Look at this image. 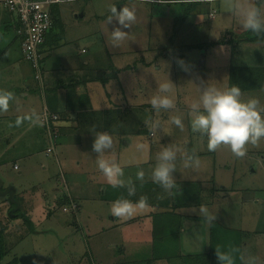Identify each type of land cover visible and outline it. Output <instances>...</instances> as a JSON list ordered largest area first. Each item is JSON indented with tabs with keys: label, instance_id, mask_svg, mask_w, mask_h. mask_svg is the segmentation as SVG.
<instances>
[{
	"label": "rangeland",
	"instance_id": "obj_1",
	"mask_svg": "<svg viewBox=\"0 0 264 264\" xmlns=\"http://www.w3.org/2000/svg\"><path fill=\"white\" fill-rule=\"evenodd\" d=\"M257 2L264 5V0H257ZM131 5L128 3L127 6H134L138 20L131 29H123L129 31V38L125 44L120 46H125V49L128 50L136 45L137 51L140 46L143 49V54L135 60V67L138 72L133 75L132 72L126 71L130 83L129 85L127 82V87L135 95V100L128 98L122 100V97L120 98L119 102L125 104L124 107L121 105V108L117 109L119 113L116 116L117 120L110 126L109 134L113 137L114 147L109 158L114 159L112 153L114 155L117 152L119 163L124 168V178H131L135 181L136 194L138 193L139 197L146 196L149 201L155 203L156 200L150 191L153 188L163 190L150 178L157 152L169 144L179 145L185 147L189 152H195L200 160L199 167L184 169L182 162L178 160L177 172L174 173L177 187L172 192L183 190L184 193L180 195L177 201H184L185 205L189 206V208L179 209L182 207L179 205L174 212L177 220L174 218L173 220L184 228L183 233L180 234V231L179 234H172V236L171 234L161 236L159 247L165 253L173 256L180 253L195 254L204 259L203 261L206 262L204 264H219L215 255L216 247H220L222 252L230 251L233 248L238 249L233 253L235 264H247L252 256L258 257L259 262H264V139L259 142L258 146L246 145L247 154L243 158L236 157L227 146H221L216 151H209L207 137L201 136L191 129L188 107L193 100L199 98L200 89L206 87L207 84L222 90L230 88L228 82L232 65L257 67L261 65L264 67V43L251 45L248 41L240 39L241 35L240 37L239 35L235 36V31L240 30L242 32L244 30L238 25L236 18L224 10H221L222 12L218 10V13H215L216 18L213 20H207L208 15L205 13L207 33L204 35H206L207 40L225 38L227 33L230 36L228 38L233 40L232 43H229L232 50H224V46L208 49V51L213 50V52H207L205 66H200L197 77H193V73L179 75V85L183 89L178 98L171 97L175 102V107L171 109L161 108L157 113L151 107L150 98L158 93L160 84L155 78L154 86H150L149 92H145L148 96L144 97L143 94L145 93H140L142 84H145L142 80H146L147 75L151 74L163 78L162 81L164 82L167 72L165 71L166 68L156 66L152 62L147 64L145 61L158 57V62L161 65L164 52L169 50L165 45L172 44L174 41L173 31L175 27L172 26L169 19H166V24H169L170 29L166 32L168 37L162 36L165 20L162 14L165 12L160 7H155L162 4L155 3L154 7L151 8L153 4L144 0L135 1L134 5ZM151 10L157 18L151 21L153 24H150L148 19V13ZM0 13H3L10 22H13L11 18L16 15L14 12ZM141 15L149 21L141 18ZM211 22L214 25L213 29ZM81 24L84 25L83 22ZM105 28L106 25L103 26V36L100 33L97 34L95 28L97 35L94 32L91 46L87 42L82 43V45H88L90 48L87 55L92 53L95 57L94 63L97 64L98 70L93 69L92 75H97V79L102 78L103 67L109 63V56L113 55L108 51L112 47L109 36L114 27L109 25L107 35L104 32ZM2 30L3 28L0 27V31ZM92 32L93 30L90 34ZM12 33L13 31H10V34ZM134 39H138L139 43L133 44ZM233 43L238 44V46H234ZM1 48L2 44L0 43V90L13 92L15 100L10 104L7 113L0 114V175L3 180L6 178L5 182H7V178H11L19 190L21 189L25 194L23 196L21 193H17L15 199L19 204L24 200L20 210L29 214L26 213L28 215L27 221L24 217L11 216L6 209L10 206L16 209L18 204L11 203L8 196H0V230L7 245L11 244V251L3 257L1 263L78 264L81 262L80 264H86L88 262V264H92L91 254L101 260L100 262L95 259L94 264H125L126 258L124 256L136 259L137 263L148 261L151 255L150 236L147 235L150 227L146 226L145 229H140L144 222L149 221L145 215L150 209L149 206L128 218L121 230L110 227L112 224L107 222L109 217L106 216L103 222H107L106 230L101 224L96 226L97 230L94 229L92 235L93 229H87L83 225L76 228L73 223L74 217L71 208L65 212L57 205V194L67 192L77 197L83 204L86 201L88 205L87 218L90 219L91 215L92 219H96L101 211L106 213L111 209L113 201L107 200L108 203L103 204L104 197L109 196L107 191L111 186L98 170L97 154L92 151L93 140L87 141V144L80 147L78 152V158L81 159L80 175L73 179L69 177V174H72L70 166L63 165L61 161L58 163L52 154L49 156L44 154L48 141L45 138L42 125H32L25 121L21 126H15L17 117L26 114L24 109L29 107L28 96H32L29 91L35 92L36 90L33 89L37 85L33 76L34 73L33 77L30 74L34 64L32 61L22 58L17 42L14 44V55L10 62L5 60L8 51ZM39 54L41 55L40 50ZM225 55H230V64L225 60ZM128 57L127 55V62ZM200 59H198V63L201 62ZM182 61L185 65H193L191 56ZM37 66L43 71L39 62ZM110 67L109 70L112 69V66ZM113 73L116 72L113 71ZM98 84L103 85V81H99ZM247 84L256 86L257 83L255 81L251 83L241 82L238 86H247ZM110 85L115 86L114 81H111ZM241 91L243 100L257 98L264 105V85L261 88L242 89ZM24 93H28V96ZM139 94L141 96L138 97ZM159 95L171 96L170 93H159ZM127 104L129 105L127 106ZM115 107L117 106L115 105ZM32 111L35 109H31ZM174 115L183 118L184 131L170 123V117ZM156 121L160 122V126L158 125L153 130L151 126ZM10 124L13 126L9 127ZM28 125L29 128L26 130ZM66 152L63 156L65 155L69 162L72 159L70 157L72 154L69 151ZM43 162L47 163V169H43ZM16 165L17 167H15ZM141 168L145 172L143 184L136 180V173ZM178 173H181L180 177ZM91 179L93 180L91 181ZM99 180L103 181L104 184L99 183ZM65 184H67V189L64 187ZM222 186L225 187L219 190ZM136 194L133 198L136 197ZM225 194L228 196L225 197ZM212 197L214 200L210 201ZM26 205L30 206L29 211H27ZM201 205L206 206L210 213L216 214L217 220L209 223L203 216L199 215ZM47 206L53 209V217L49 221L46 220L48 231L41 233L38 231L44 229L45 216L48 212ZM162 213V210L158 211V215L154 219H161L160 225L164 232L166 217ZM178 215H182V217ZM61 219L68 220L70 227H60L57 220ZM71 230L74 233H71ZM173 231L174 228L171 232ZM75 232H77V236ZM135 232H140V235L133 238ZM91 235L92 238L90 239ZM164 240L165 242H163ZM167 240L170 244H167ZM112 242L118 243L113 248L117 250L109 248V244ZM121 245L127 246L129 252L121 255L120 252L123 250ZM211 248L212 252L210 251ZM132 252H135L133 256ZM206 252H211L210 258H206ZM241 256L244 257V261L240 259Z\"/></svg>",
	"mask_w": 264,
	"mask_h": 264
},
{
	"label": "crops",
	"instance_id": "obj_2",
	"mask_svg": "<svg viewBox=\"0 0 264 264\" xmlns=\"http://www.w3.org/2000/svg\"><path fill=\"white\" fill-rule=\"evenodd\" d=\"M135 1L144 0H64L51 6L52 16H54L53 26L47 33L45 43L40 48V63L43 71H40L39 78H36V70L32 67L33 70L30 74L31 77L34 76L36 79L37 85L35 88H33L36 89L35 92L32 90L29 91L32 93V96H28L29 92L26 94L24 93L28 96L29 103L28 109L26 107L24 111L27 113L28 111L31 112V109H35V112L38 113L41 118L44 110H48L58 115V118L54 119V121L49 125L45 124L43 121L42 127L45 132V138L48 141L44 149V154L47 156L52 154L58 163L61 161L63 165L70 166L72 169V174L70 173L69 177L73 179L78 178L80 175L79 166L81 165V159L78 158L80 147H82L84 144H87V141L94 140V133L97 131H106L110 133L109 130L111 123L117 120L116 116L119 114L117 109L121 108V105L124 107L125 104L124 102H119L121 97L122 100L125 98H128L129 100H135V95L133 92H130L129 88L127 87V82L129 85L130 83L126 71L128 70L129 72H132L133 75H135L138 72L135 67V60L143 54V49L139 46V50L137 51L136 45L133 46L134 48H130L128 50L125 49V46L115 47L116 49L111 47V50L108 52L113 53V55L109 56V63L106 65V67H103V73L101 76L102 78L97 79V75H92L93 69L98 70L96 67L97 64L94 63L95 57L92 53L87 55V53L90 51V48L88 45H82V43L87 42L89 46L93 44L91 41L92 37L94 36L93 34L95 32V28L97 29V34L100 33L101 36H103L104 25H106L104 31L106 35L109 33V25L112 27L119 26L115 20H113L112 23L107 24V16L110 14L109 8L112 5H116L119 9L122 6L128 5V3H131V6H133ZM145 2H148V0H145ZM155 3L160 2H158V0H153V6L151 8L154 7ZM160 4L162 5L155 7H160L165 12L162 14V17H165L162 36L168 37V33L166 32L170 28L168 27L169 24H166V19H169L172 26L175 27V30L173 31L174 41L172 44L165 45L169 50L164 52L161 65L158 62V57H155L153 60L145 61V63L149 64L152 62L153 64H156V66H162L166 68V81L170 80L174 84V91L170 93L171 97L178 98L182 94L181 91L183 89V87L179 85V75L193 73V77H197L199 69L205 66L207 52H213V50L208 51L210 48L215 49L220 46H224V50L231 51L232 49L229 43L206 45L207 42L218 41L222 38L220 37L214 40H207L206 35H204L207 33L206 21L215 19V13H218V10L220 12L223 10L220 0H215L214 4L208 3V5L207 2H204V0H179V2H176V0H165V3ZM0 12L11 13L6 9H2L1 7ZM205 13L208 15L207 20L204 18ZM211 13H213V15H211ZM14 16V18H11L13 22H10L7 18H5L3 13H0V27L3 28V30L0 31V43L2 44L1 49L8 51V56L5 60L9 62L14 55V44L16 42L18 43V50L22 55L21 37L17 34L19 21L17 16ZM141 18L147 20L143 15H141ZM148 19L150 21H147H149L150 24H153L151 22L152 20L157 19L155 18L153 10L148 13ZM136 20H138V16H136ZM81 22H83L84 25H82ZM211 26L213 29V23ZM92 30L93 32L90 34ZM10 31H13V33L10 34ZM235 32V36H238L240 35L241 31L237 30ZM75 33H77V35L74 36ZM85 33H87L85 36H81ZM226 35L228 37L227 33ZM132 43L138 44L139 40L134 39ZM248 43L253 45V43H264V41H248ZM122 44H125V41L122 42ZM233 45L238 46V44L235 43ZM127 55L129 56L128 62L126 58ZM188 56L193 58V65H185L187 68V71H185L177 64V60H183ZM22 58L24 59L25 57L22 55ZM199 58H201L200 63H198ZM225 60L228 64H230V55H225ZM110 66H112L111 70H109L111 68ZM126 66H128V68H125ZM113 71L116 73L114 74ZM155 78L158 80V84L163 83V78L149 74L147 75L146 80H142L145 84L143 85L141 83L142 86L140 93L149 92L150 86H154L153 82L156 80ZM99 81H103V85L100 86L98 84ZM111 81H114L115 86L110 85ZM228 85H230L229 82ZM27 86L30 88L29 85ZM139 96L141 95L139 94L138 97ZM143 96L146 97L148 94L145 93ZM115 105L117 107H115ZM128 105L129 104H127V106ZM28 128L29 125L26 127V130ZM66 151H69L72 154L70 155L72 159L69 162L68 159L65 158V155L63 156L64 153H67ZM112 156L114 160L119 163V156L117 152H115L114 155L112 153ZM15 167H17V165ZM42 167L43 169H47V163L43 162ZM62 175L64 177V173ZM180 175L181 173H178L179 177ZM0 177L2 176L0 175ZM7 179L8 180L5 182V185H14L16 189L15 195L17 193H21L23 196L25 195L22 190H19V188L14 184V181L11 178ZM92 180L93 179H91V181ZM98 182L104 184L101 180ZM64 187L67 189V184H65ZM223 187L225 186L220 187L219 190ZM126 190L127 189L125 188H108L107 194L109 196L104 197L103 204L106 205V203H108L107 200L115 201L120 197L130 199L133 202H135L134 199L139 200L140 197L138 193L136 194V197L133 198V196L129 197L127 195ZM212 190L214 191L215 189ZM183 193V190H175V192H172V194L169 195L164 190H159L158 188H153L152 191H150V194L156 201L154 203L148 200L150 209L145 215L147 218H149V221L146 223L144 222L140 229H145L146 226L150 227L147 233V235L150 236V259H148L146 262L143 261L137 263L136 259L124 256L126 258V260L124 259L125 264L205 263V261H203L204 259L197 257L195 254L188 255L180 253L179 255L177 254L176 256H173L169 253H165V251L159 247L161 236L167 234H171L172 236V234H179L180 231V234L183 233L184 228L173 220V218L176 219L174 215V212L177 210V206L175 207L176 204L178 206H182L179 207V209L185 207L189 208L188 205H185L184 201H177L178 198H180V195ZM227 196L228 194H225V197ZM212 200H214L213 197L210 201ZM23 202L24 200L21 201V204L16 209L12 208L13 206L8 207V209H6L7 212L11 216L15 217L16 212L21 211L20 209L23 207ZM204 202L206 203V201ZM56 203L65 212L71 208L74 217L73 223L76 225V228L83 225L87 227V229H93L92 235L94 234V229H96V226H100L101 224V226H104V230H106L107 222L112 224L110 227L121 230L124 222H127V219H118L114 217L110 213V210L106 213H102L101 211V214L96 219H92L91 215L90 219H88L86 216V210H88L86 201L85 204H83L77 197L72 194L70 195L67 192H60L57 194ZM29 208L30 206L26 205L27 211L30 210ZM101 208L103 209V206H101ZM47 209L48 212L45 216V222L46 220L49 221V219L53 217V209L50 206H47ZM160 210L163 211L162 214H164L166 217V226H164V232L162 231L160 225L161 219H154V217H157L158 211ZM23 213L24 215H22V217H28L29 214L27 212L26 213L28 215L25 212ZM191 215L194 216L193 214ZM106 216L109 217V220L103 223ZM178 216L182 217V215ZM57 223L62 228L70 227L68 220H57ZM173 227H178V229L171 232ZM43 228L44 229H41L38 232L46 233L48 231L47 222ZM6 233L8 234V231ZM71 233H74V231L71 230ZM139 233L140 232H135L133 238L139 236ZM75 235L77 236V232H75ZM92 235L89 237L90 239L92 238ZM163 242H165V240ZM167 244H170L169 240H167ZM117 245L118 243L114 244V242H112L109 244V248L113 249ZM122 247L123 250L120 252L121 255L129 252V248L127 246L123 245ZM8 248L9 251H11V244L8 245ZM210 251L212 252V248ZM133 254H135V252H132V256ZM91 257L94 263L95 259L101 262V260L94 256V254H91ZM93 262L91 263L94 264ZM80 263L81 262L78 264ZM86 264H88V262Z\"/></svg>",
	"mask_w": 264,
	"mask_h": 264
},
{
	"label": "clouds",
	"instance_id": "obj_3",
	"mask_svg": "<svg viewBox=\"0 0 264 264\" xmlns=\"http://www.w3.org/2000/svg\"><path fill=\"white\" fill-rule=\"evenodd\" d=\"M152 3L153 0H148ZM165 3V0H158ZM179 2V0H176ZM204 2L214 4L215 0H204ZM223 10L234 16L238 25L247 32L255 34L257 37L264 36V5L257 0H220ZM107 24L113 20L119 26L113 28L109 36L112 47H120L122 42L129 38V31L136 22V11L134 7L127 5L117 8L112 5L109 8ZM177 64L187 71L182 60H177ZM174 84L168 80L159 85L158 93L150 98L152 109L159 113L160 109H171L175 107V102L170 95H159V93H171ZM241 89L233 85L230 88L219 89L207 84L200 89L199 98L189 104V116L191 129L201 136L207 137V147L209 151H216L221 146H227L238 158H243L247 154L246 145L258 146L264 139V105L257 98L242 99ZM15 100V95L11 91L0 90V114L7 113L10 104ZM202 109V110H201ZM25 121L32 125H42L41 116L32 111L23 116H18L15 126H21ZM170 123L181 131L185 130L183 118L178 115L170 117ZM160 122L152 124L155 130ZM13 125L10 124L9 127ZM114 141L111 134L106 131L94 133L92 151L97 154L96 164L98 170L106 178L107 183L113 188H125L129 197L136 194V183L131 178L125 179L124 168L116 160L109 158L113 150ZM182 162L184 169H195L200 165L199 157L195 152H189L185 147L169 144L163 146L155 156V164L151 170V180L159 185L166 193L172 194V190L177 187L174 173L177 172V161ZM136 180L143 184L145 172L141 168L136 173ZM148 199L141 196L139 200L133 202L127 198H117L111 205V214L118 219H128L148 207ZM199 215L203 216L209 223L217 219V215L210 213L208 208L201 205ZM221 251L220 247L215 248V255L219 264H235L234 252ZM240 259L244 261V257ZM247 264H264L259 262L258 257H250Z\"/></svg>",
	"mask_w": 264,
	"mask_h": 264
},
{
	"label": "built area",
	"instance_id": "obj_4",
	"mask_svg": "<svg viewBox=\"0 0 264 264\" xmlns=\"http://www.w3.org/2000/svg\"><path fill=\"white\" fill-rule=\"evenodd\" d=\"M64 0H0V7L14 12L20 25L17 33L21 37V50L25 58L32 61L35 77L39 78L41 55L39 50L46 41L47 33L53 25L51 6ZM58 118L48 110H44L42 119L49 125Z\"/></svg>",
	"mask_w": 264,
	"mask_h": 264
},
{
	"label": "trees",
	"instance_id": "obj_5",
	"mask_svg": "<svg viewBox=\"0 0 264 264\" xmlns=\"http://www.w3.org/2000/svg\"><path fill=\"white\" fill-rule=\"evenodd\" d=\"M258 3L260 4V2H258ZM3 9H5V8H3ZM17 18H18V16H17ZM52 18H53V21H54V16H52ZM18 21H19V19H18ZM19 25H20V22H19ZM19 25H18V27H19ZM18 27H17V30H18ZM240 35H241L240 39L245 40V41H255V42L264 41V36L257 37L255 34H253L251 32L242 31V32H240ZM240 35H239V37H240ZM228 37H230V36H228ZM228 37L226 35L225 38L222 37L218 41L207 42L206 45H215V44H218V43H232L233 42L232 38H228ZM21 52H22V50H21ZM22 55H23V53H22ZM230 70H231L230 71V80L231 81H229V84H230L231 87L233 85L238 86V84H241V82L251 83L253 81H255L257 83L256 86L251 85V84H247V86H241L240 85L238 87L241 90L242 89L243 90H249V89H254L256 87H260L261 88L262 85H264V67L263 66H258L257 67V66H248V65H238V66L237 65L236 66L232 65ZM176 206H178V205L176 204L175 207ZM22 215H24L23 212H21V211H17L16 212V216L22 217ZM24 219H26V217H24ZM26 221H27V219H26ZM173 228H174V230L178 229V227H173ZM159 243L161 244V242H159ZM8 252H9V248H8L7 242H6V240L4 241L2 232L0 230V264H2L1 263L2 259H3V257L5 255L8 254ZM210 253L206 252V255H205L206 258H210ZM15 260L17 261V259H15Z\"/></svg>",
	"mask_w": 264,
	"mask_h": 264
},
{
	"label": "water",
	"instance_id": "obj_6",
	"mask_svg": "<svg viewBox=\"0 0 264 264\" xmlns=\"http://www.w3.org/2000/svg\"><path fill=\"white\" fill-rule=\"evenodd\" d=\"M15 190V186L12 184L5 185L3 178L0 177V195L8 196L11 202L17 203L19 206L20 204L15 199Z\"/></svg>",
	"mask_w": 264,
	"mask_h": 264
}]
</instances>
